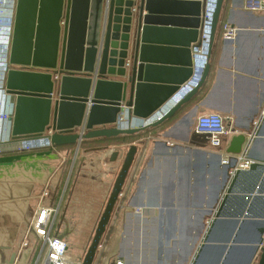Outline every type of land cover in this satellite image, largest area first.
Listing matches in <instances>:
<instances>
[{
  "label": "crops",
  "instance_id": "crops-1",
  "mask_svg": "<svg viewBox=\"0 0 264 264\" xmlns=\"http://www.w3.org/2000/svg\"><path fill=\"white\" fill-rule=\"evenodd\" d=\"M154 2L150 12L153 20L147 24L154 31V45L178 52L175 49L190 42L193 64L196 56L206 55L202 31L209 26L212 38L203 82L176 104L169 116L125 135L122 142H118L120 137H95L83 139L82 146L79 143L0 152V264H34L39 244L27 230L40 203L58 207L52 233L64 237L70 249H82L77 238L85 236V243L91 238L113 184L111 173L119 168L131 144L137 146L139 168L136 163L132 165L116 208L119 214L111 215L101 238L104 255L96 254L93 264H114L117 258L129 263L130 251L133 254L138 250L139 230H158L159 245L162 237L168 244L173 231H178V238L172 241L180 249L173 257H186L187 246L194 245L209 227L233 175L231 167L221 160L226 157V147L234 134L223 138L221 147L210 146L205 134L195 131L200 114L217 112L236 133L248 134L250 145L244 147L250 156L246 157L264 161V12L245 9L244 0H222L216 18L212 14L207 20L204 14L212 4L209 0ZM225 23L235 29L231 40L223 37ZM195 30L198 36L191 42ZM130 122L137 126L143 120ZM114 151L118 154L111 160ZM103 165L109 168L106 173ZM249 184L247 177H238L236 188L242 192ZM261 188L264 195V183ZM241 202L230 196L223 213L238 214ZM248 207L257 218H243L234 226L232 217L224 216L214 227L212 237L224 238L237 227L241 242L254 241L256 223L264 214V199L248 203ZM26 235L28 244L24 247ZM153 237L152 234V241ZM235 250L238 254L241 251Z\"/></svg>",
  "mask_w": 264,
  "mask_h": 264
},
{
  "label": "water",
  "instance_id": "water-1",
  "mask_svg": "<svg viewBox=\"0 0 264 264\" xmlns=\"http://www.w3.org/2000/svg\"><path fill=\"white\" fill-rule=\"evenodd\" d=\"M221 1L215 2L214 18ZM154 3V0H15L9 68L3 83L14 104L13 113L8 118L11 138L37 135L50 129L54 145H76L80 139L133 134L169 116L174 106L203 82L208 65L203 64L196 86L180 89L196 71L190 42L181 49H175L178 52L166 48L164 51L159 45H154L151 35L154 31L147 25L153 20L150 12ZM214 23L213 19L211 27ZM211 33L209 38H212ZM194 34L191 42L196 41L198 31L195 30ZM185 89L188 92L173 105L170 99ZM120 113L135 122L151 116L155 119L146 125L139 123L125 130L109 127ZM84 119L87 131L80 135L73 129L81 126ZM246 144L250 145L248 134H234L226 152L240 153ZM136 152L137 146L131 144L81 264L93 263ZM117 154L114 151L111 160H115ZM234 158H230L228 167L232 168ZM238 177L249 179L250 184L245 191L240 189L243 191L239 192L236 188ZM263 183L264 161L253 160L249 169L235 170L220 207L202 237L203 243L190 264H252L258 255L256 264H264V214L256 223L255 240L246 246L249 249L247 257L233 261L227 253L224 257L219 253L210 261L203 258V250L214 239V227L224 216L232 217L234 226L243 218H257L246 207L248 203L264 199ZM230 196L242 200L238 214L225 215L222 211ZM237 240L234 235L229 249L239 248L235 245ZM222 247L225 249L226 246Z\"/></svg>",
  "mask_w": 264,
  "mask_h": 264
},
{
  "label": "built area",
  "instance_id": "built-area-1",
  "mask_svg": "<svg viewBox=\"0 0 264 264\" xmlns=\"http://www.w3.org/2000/svg\"><path fill=\"white\" fill-rule=\"evenodd\" d=\"M212 4L205 11L204 17L208 20L214 12L216 0H209ZM244 7L249 11L254 12H264V0H244ZM14 9H15V0H0V152L4 151H13V150H35L52 147L54 145L51 141L52 131L49 129L41 134L29 135L21 138L13 139L10 134L11 123L9 121V116L12 115L14 110V104L11 99V96L6 93L4 88V77L9 67L8 55L10 49V40L12 35L13 19H14ZM223 37L225 40H231L235 36V29L229 24L225 23L223 25ZM209 35L210 29L206 25L202 31V44H205V53L203 57H195L194 70H196L192 77H190L187 82L181 86L192 87L197 85L201 68L204 63H206L207 48L209 46ZM55 77H57L55 75ZM189 84L190 86H188ZM155 116H151L146 120H143V125H146L153 121ZM159 118V117H156ZM132 121V120H131ZM130 120L126 119L123 113H120L117 117V120L113 122L119 130L130 129L134 127ZM85 128V119L83 120L81 126L77 133L80 135L86 132ZM195 131L197 133L205 134L210 146L214 148H219L223 144V138H228L232 134H237V130L226 125L225 119L217 112H209L200 114L196 119ZM45 133V134H44ZM82 140L80 139L79 142ZM79 144V143H78ZM110 154V152H109ZM247 148H244L243 151L237 154L227 153L226 157L221 160L222 164H227L230 160L229 155H234L235 163L231 168V173L233 174L235 170L249 169L251 159L246 157ZM141 159L136 157L132 162V165L136 163V169L140 164ZM131 165V167H132ZM104 166V165H103ZM103 168V172L106 173L109 168L106 165ZM139 168V167H138ZM105 176H107L105 174ZM123 188V187H122ZM123 196V192L118 195L120 199ZM117 203V202H116ZM118 206V204H117ZM138 211V210H137ZM58 213V207L49 204H38L33 212V215L29 221L28 235H33L35 240L39 244V250L36 255L34 264H81L82 258L75 257L70 254V246L68 241L57 234L52 233V227L55 222L56 216ZM27 235L22 241V246L26 247L28 244ZM102 244L99 243L98 248H101ZM97 248V249H98ZM114 264H125V262L117 258Z\"/></svg>",
  "mask_w": 264,
  "mask_h": 264
},
{
  "label": "rangeland",
  "instance_id": "rangeland-1",
  "mask_svg": "<svg viewBox=\"0 0 264 264\" xmlns=\"http://www.w3.org/2000/svg\"><path fill=\"white\" fill-rule=\"evenodd\" d=\"M29 69L35 70V71H43V70H40L38 68H29ZM100 127L101 126H95L94 128H100ZM78 130H79V126H76L73 129L74 132H77ZM80 153H81V151H80ZM136 155H137V153H136ZM121 157L122 156H120V159H121ZM120 166H119V168H115L114 173H111L113 181H114V179H115V177H116V175L120 169ZM131 171H132V167L129 168L127 176L124 180L125 185L128 182L127 178L129 177V175H131ZM83 176H85V175H83ZM124 183H123V186H124ZM119 201H120V199L118 198L117 203L115 204L116 207L114 208V210H116L117 204L119 203ZM116 212H117V210L113 211L112 215H113V213L115 215ZM118 214H119V212L116 213V215H118ZM205 231L206 230H203L200 233L199 238L197 239V241L194 245L190 244L187 246L188 252L186 251V253L184 254L186 257H173V254L175 253V251L180 249L179 244H174V241H172L174 238H178V235H177L178 231H173V233H172L173 236L171 237L168 244H166V242L163 240L164 237H162L161 238V244L159 245L158 241H157V235L159 232L158 230H155L154 232L153 231L139 230L137 232V242H136V244L138 246V250L135 251L133 254H131V251H130L129 257H127V260L129 261V263H127V264H190V262L193 259L198 247L200 246L201 243H203L202 237L204 236ZM238 233H239V229L236 227V228L231 229L229 231V234H227V236H223L224 238L215 237L212 242H208V243H210V246L207 249L203 250L204 251L203 252V255H204L203 258L205 259V261L213 260V258L215 259L219 253H221V257H224V255L227 253V257H233V261H238V259H239L238 257H247L249 249L246 246L251 245L252 241L248 242V243L245 242V244H244L243 242H241L239 240L240 234H238ZM152 234L154 236L153 237L154 241H152ZM234 235H236V239H238L235 242V245H237L241 249L239 254L235 250L238 248L229 249V245L232 244V238L234 237ZM77 239L79 240V245H80V243H82L81 244L82 249H79V247L75 246L74 248L70 249L71 250L70 254L72 256H75V257L77 256V257L83 258L84 254L86 252V249L90 243L91 238L88 240V243L84 242L86 239L85 236L83 237L82 235H80V239L79 238H77ZM74 240H76V239H74ZM100 243H102V247L98 248L96 253H95V256L97 254L98 257L103 256L104 252H105V247H104L103 241L100 240ZM156 244H157V247H156ZM224 245L226 246L225 249L222 247ZM263 245H264V243H263ZM168 250H170V252H168ZM167 253H169L170 255ZM171 255H172V257H168ZM176 255H177V253H176ZM258 258H259V255L252 261V264H256L258 262ZM113 259H114V257H113ZM114 260H116V259H114Z\"/></svg>",
  "mask_w": 264,
  "mask_h": 264
},
{
  "label": "clouds",
  "instance_id": "clouds-1",
  "mask_svg": "<svg viewBox=\"0 0 264 264\" xmlns=\"http://www.w3.org/2000/svg\"><path fill=\"white\" fill-rule=\"evenodd\" d=\"M196 73V72H195ZM188 92V90H181V91H179L177 94H175V96H173L170 100L171 101H178V100H180L182 97H183V95H185L186 93ZM176 103V102H175Z\"/></svg>",
  "mask_w": 264,
  "mask_h": 264
},
{
  "label": "trees",
  "instance_id": "trees-1",
  "mask_svg": "<svg viewBox=\"0 0 264 264\" xmlns=\"http://www.w3.org/2000/svg\"><path fill=\"white\" fill-rule=\"evenodd\" d=\"M125 135H127V134H123V135H118V136H116V137H120L121 138V140H118V142H122L123 140H124V138H125ZM29 136V135H28ZM24 137V136H23ZM116 137H110V138H116ZM134 140H135V137H134ZM133 140V141H134ZM84 141L82 140L81 142H80V144H81V146H82V143H83ZM86 142V141H85ZM132 142V141H131ZM64 145H73V144H64ZM64 145H56V146H64Z\"/></svg>",
  "mask_w": 264,
  "mask_h": 264
},
{
  "label": "flooded vegetation",
  "instance_id": "flooded-vegetation-1",
  "mask_svg": "<svg viewBox=\"0 0 264 264\" xmlns=\"http://www.w3.org/2000/svg\"><path fill=\"white\" fill-rule=\"evenodd\" d=\"M13 21H14V19H13ZM10 43H11V40H10ZM17 67H19V66H17ZM9 68V67H8Z\"/></svg>",
  "mask_w": 264,
  "mask_h": 264
},
{
  "label": "bare ground",
  "instance_id": "bare-ground-1",
  "mask_svg": "<svg viewBox=\"0 0 264 264\" xmlns=\"http://www.w3.org/2000/svg\"><path fill=\"white\" fill-rule=\"evenodd\" d=\"M113 124V123H112ZM112 124H110V125H112Z\"/></svg>",
  "mask_w": 264,
  "mask_h": 264
}]
</instances>
